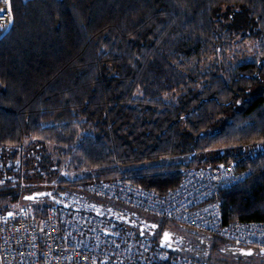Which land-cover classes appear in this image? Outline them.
Listing matches in <instances>:
<instances>
[{"label":"trees","instance_id":"16d2710c","mask_svg":"<svg viewBox=\"0 0 264 264\" xmlns=\"http://www.w3.org/2000/svg\"><path fill=\"white\" fill-rule=\"evenodd\" d=\"M11 7L12 26L0 39V165L14 179L0 184V210L22 203L43 216L56 204L30 197L43 189L56 191L57 205L103 213L118 204L93 193L94 181L119 178L165 193L187 169L234 162L247 175L219 195L225 222L264 221V49L243 59L235 49L264 36V0ZM250 145L261 149L227 152ZM49 146L82 174L35 187L33 179L55 177L61 163ZM152 218L168 228L175 222ZM176 223L186 233L172 229L182 237L175 243L201 263L218 264L213 249L223 243L237 264H264V253L233 254L241 247Z\"/></svg>","mask_w":264,"mask_h":264},{"label":"built area","instance_id":"2783aa9c","mask_svg":"<svg viewBox=\"0 0 264 264\" xmlns=\"http://www.w3.org/2000/svg\"><path fill=\"white\" fill-rule=\"evenodd\" d=\"M12 23L11 0H0V39ZM246 175L232 163H220L187 169L165 193L119 178L94 181L89 189L116 207L215 233L237 247L264 249V221L225 222L219 201L222 190ZM9 179L14 175L0 165V184ZM120 225L105 214L65 205H51L43 216L27 206L0 210V264H204L176 243L175 250L164 249Z\"/></svg>","mask_w":264,"mask_h":264},{"label":"rangeland","instance_id":"374dc122","mask_svg":"<svg viewBox=\"0 0 264 264\" xmlns=\"http://www.w3.org/2000/svg\"><path fill=\"white\" fill-rule=\"evenodd\" d=\"M235 49L241 51L238 53L239 59H243L244 55H246L249 58L253 57V56H255L254 54H256L257 52L264 49V36L262 38L260 37L258 39L246 40V41H244V43L241 44V46H235ZM234 51H236V50H234ZM226 55L230 56V54L227 52H226ZM49 148H50L51 152H53L55 154V160L56 161L60 160L61 163H60V165H58V167L57 166L55 167V170H57V174L55 175V177L44 176V177L33 179L34 180L33 184L35 187H42V188H47V189H48V187L53 188L54 186H56L57 184L60 183L61 179H74L78 175L82 174V173L74 172L72 169H69L68 166L66 165L65 160L59 154V151L56 150L53 146H49ZM253 149L257 150V149H261V148L258 145L257 146L250 145V146H245L242 148L241 147L229 148V149H227V152L237 153L240 151H245V152L251 153ZM209 154L214 155V154H216V152L213 151ZM203 155H205V154H203ZM232 164H235V163L233 162ZM23 184L25 186V185L31 184V182H30V180H27V178H24ZM41 190H43V189H41ZM44 191H48V190H44ZM89 194H90L89 197L92 200H96L99 198L97 195H94L91 192ZM46 197H48V196H46ZM18 205L22 206V203H18ZM16 208H18V207H16ZM169 225H170V228L173 230L180 231L183 234L186 233V231L183 228H181L176 222L170 221ZM160 236H161V234H160ZM222 244H218L217 252H215L216 248L213 249L214 250L213 253L215 252L213 257H214V259H216V262L218 264H237L238 260L234 256H232L230 253H228L224 250L219 249V246H221Z\"/></svg>","mask_w":264,"mask_h":264},{"label":"flooded vegetation","instance_id":"af4514ba","mask_svg":"<svg viewBox=\"0 0 264 264\" xmlns=\"http://www.w3.org/2000/svg\"><path fill=\"white\" fill-rule=\"evenodd\" d=\"M113 207V206H112ZM116 210H122V213L119 214L116 212ZM103 212L105 215L108 217L110 216V219L115 220L118 223H121L125 226H131L135 230H137L140 233H143L147 237H157L158 235L161 234L165 226H161L160 223L157 221L153 220L152 217L149 216H143L139 212L135 211L134 209L127 208V207H116L114 206L112 209L108 210L106 207L103 209ZM153 223H157L158 226L154 227ZM191 234H194L192 230L189 231ZM175 240L174 242H177L178 240L182 239L180 235L175 233ZM200 240V239H199ZM200 244L202 246H207L208 249H210V243L205 241L200 240ZM255 249V253L253 254L254 258H260L262 259L261 253L259 248L252 247ZM220 250H224L223 246H219ZM218 249V250H219ZM225 251V250H224ZM215 252H217V248L215 249ZM214 252V253H215ZM234 254V253H233Z\"/></svg>","mask_w":264,"mask_h":264},{"label":"water","instance_id":"95a60500","mask_svg":"<svg viewBox=\"0 0 264 264\" xmlns=\"http://www.w3.org/2000/svg\"><path fill=\"white\" fill-rule=\"evenodd\" d=\"M56 191H44V190H41V191H37L33 194H31V198H44L46 196L50 197L51 199L55 200L56 201V204H61V201L57 200L53 193H55ZM65 206H67L66 204H64ZM68 207V206H67ZM106 208L108 210L112 209L111 206H106ZM97 213H102L100 211H96ZM117 213L121 214L122 213V210H116ZM102 214H105L104 212ZM108 218H110V216H108ZM153 226L156 227L158 226L157 223H153ZM167 234V235H166ZM141 235H144V234H141ZM175 232L168 228V227H165L163 229V231L161 232V236H160V239H159V244L162 248L164 249H172V250H175L176 249V246L174 245V240H175ZM201 241H205V239H200ZM208 242V241H207ZM209 243V242H208ZM232 253L236 254V253H239V254H244V255H253L255 253V249L254 248H247V247H244V248H241V249H238V250H234L232 251ZM260 253H264V249H261L260 250Z\"/></svg>","mask_w":264,"mask_h":264},{"label":"snow or ice","instance_id":"6c2138e0","mask_svg":"<svg viewBox=\"0 0 264 264\" xmlns=\"http://www.w3.org/2000/svg\"><path fill=\"white\" fill-rule=\"evenodd\" d=\"M221 167H223V166H221ZM167 235V234H166Z\"/></svg>","mask_w":264,"mask_h":264}]
</instances>
